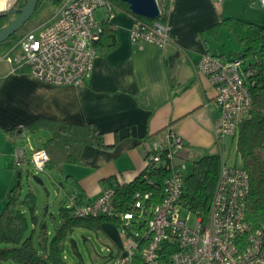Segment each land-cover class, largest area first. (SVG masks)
I'll use <instances>...</instances> for the list:
<instances>
[{"label":"crops","instance_id":"obj_1","mask_svg":"<svg viewBox=\"0 0 264 264\" xmlns=\"http://www.w3.org/2000/svg\"><path fill=\"white\" fill-rule=\"evenodd\" d=\"M15 1L8 0L0 12L15 6ZM221 1L174 0L168 20L170 40L164 47L132 40L134 15L121 10L110 15L107 11L97 14L101 8L97 9L99 19L109 18L115 25L117 43L99 52L84 84H53L26 67L14 70L11 62L1 60L0 125L11 128L39 117L95 122L106 141L115 142L114 146L105 149L87 145L80 160L64 163L61 171L63 176L70 174L78 181L88 201L96 198L109 180L129 183L139 177L147 163L149 141L161 137L168 127L185 140L182 158L217 153L215 127L220 112L216 90L209 78L198 72L197 64L207 52L224 57L236 55L233 51L228 55L226 46L221 44L224 25L219 28V39L204 32L222 17L236 14L225 10ZM54 2L53 15L62 1ZM245 14L242 18L264 20H258L250 10H245ZM2 47L0 43L2 54L10 49L2 52ZM50 134L49 129L42 128L15 137L0 129L1 173L19 170L14 168L18 146L29 142L32 148L44 147ZM229 140L234 142L233 136L226 138L225 147ZM6 184L2 182L0 189H5ZM106 224V232L108 228L113 232ZM119 231L120 239L117 234L109 236L120 247L119 258H125L129 254V238ZM107 264L117 263L115 260Z\"/></svg>","mask_w":264,"mask_h":264},{"label":"built area","instance_id":"obj_2","mask_svg":"<svg viewBox=\"0 0 264 264\" xmlns=\"http://www.w3.org/2000/svg\"><path fill=\"white\" fill-rule=\"evenodd\" d=\"M173 1L170 0L171 7ZM254 1L264 9V0ZM101 7L109 13L112 11L108 0H63L50 20L23 33L7 52L0 53V61L11 62L14 70L26 67L38 78L53 84H84L100 52L97 42L103 33V23L96 11ZM131 37L134 41L144 40L164 47L170 40L168 24L135 16ZM197 69L213 84L220 112L215 141L222 161L209 215L204 220L194 213L196 218L191 222L193 212L181 205L189 164L180 155L185 146L183 136L168 127L161 137L149 141L146 152L145 169L159 168L164 175L161 178L163 195L151 207L143 260L145 264H264V226L254 227L246 217L249 172L242 165L228 164L223 155L226 138L236 134L240 120L250 109L253 68L242 56L224 57L207 52L200 58ZM48 159L44 147L32 148L29 142L15 151L18 169L32 165L44 171ZM143 176L146 178L148 173L144 172ZM114 195L115 188L108 185L87 202L68 194L65 206L77 216L116 215L129 222L134 211L118 210ZM152 197L151 190L134 192L133 205L140 211L139 216H143L146 203ZM128 238L129 254L118 258L117 264H132L139 245L132 237ZM165 238L175 239L178 245L169 262L160 254Z\"/></svg>","mask_w":264,"mask_h":264},{"label":"trees","instance_id":"obj_3","mask_svg":"<svg viewBox=\"0 0 264 264\" xmlns=\"http://www.w3.org/2000/svg\"><path fill=\"white\" fill-rule=\"evenodd\" d=\"M26 1L16 0L15 6H22ZM49 1L54 2V0H38L36 11L44 9ZM108 1L112 5V10H121L137 16L133 14L127 2ZM159 5L162 14L158 19L168 24L171 2L159 0ZM13 16L10 13L0 14V28ZM102 23L103 33L97 45L100 52H105L116 45L117 31L109 18L102 19ZM222 25L227 26L238 41L240 50L236 55L242 56L253 68L250 74L252 103L247 114L240 120L233 139L241 155L242 166L250 175L246 217L254 227L264 226V20L256 21L229 15L222 17L204 32L219 39V28ZM42 128L51 132L44 143L49 155L45 170L62 171L64 163L78 162L87 145L106 149L113 147L115 143H108L104 132L93 121L76 123L68 119L39 117L11 128L0 125L1 130L15 137H23L25 133H33ZM221 161L222 155L219 152L203 154L193 159L185 177L181 205L201 215L204 220L209 215ZM143 171L148 173L146 178L143 176ZM143 171L139 177L129 183L109 180L108 185L115 188L114 202L117 209L134 211V217L129 222L116 215L77 216L63 205L59 210L58 221L53 213L50 214L52 224L50 226L46 218L48 209L39 215L36 212V192L30 187L23 193L18 179L9 189L5 207L0 212V264H107L115 261L119 258L121 250L104 229L103 224L106 222H114L125 236L132 237L138 242L139 246L133 255L132 264H145L142 248L149 237L147 232L148 221L152 216V204L158 202L163 195L161 178L164 172L159 168ZM19 173L20 169L18 177ZM65 183L68 186L65 199L68 194H74L78 201H88L84 190L72 175L65 174L63 187L66 186ZM136 190H151L153 193L152 199L146 203L143 216H139L140 211L133 205ZM78 227L93 230L97 239L108 245L109 250L100 251L93 239L83 233L88 257L86 259L77 237L74 236V231ZM177 248L175 239L162 240L160 249L162 259L169 262Z\"/></svg>","mask_w":264,"mask_h":264},{"label":"rangeland","instance_id":"obj_4","mask_svg":"<svg viewBox=\"0 0 264 264\" xmlns=\"http://www.w3.org/2000/svg\"><path fill=\"white\" fill-rule=\"evenodd\" d=\"M63 1V0H61ZM159 2V0H158ZM224 5V9L228 11L236 12V14H233L234 16L242 17L245 14V10H250L252 12V15H255V17L259 19H264V9L255 1L250 0H223L220 2ZM56 2H47L44 6V9L35 11L33 16L30 20H28L25 25L17 30L15 33H13L10 37L3 40L1 42L2 49L1 51L4 52L5 50L9 49L13 44H15L20 36L36 26L39 23H43L46 19L51 17L53 15V8L55 7ZM9 8V7H8ZM7 8V9H8ZM6 9V10H7ZM101 11H107L110 15L111 13L119 12L120 10H112L110 13L107 8L101 7L99 11H97V14H100ZM222 31V43L227 48L228 55L230 51H233L234 53L238 52L240 50V46L238 44V41L232 31L228 29L227 26L224 25ZM32 141V140H31ZM26 142L22 143L21 145H24ZM227 160L228 164H236V165H242V159L240 153L237 151L235 147V143L231 140L228 141L227 146L224 149L223 154ZM193 157L187 156L185 160L188 162L189 166H191ZM14 168L16 169V165L14 163ZM50 173L52 175L53 180L50 179ZM38 174L44 179V185L46 188H44V185L37 183L32 175ZM10 179V183H8ZM19 179L21 183V190L23 193H25L30 187L36 192L37 194V209L36 212L41 215L43 213L46 206H48V212L46 214V218L48 220V223L50 226H52L50 221V214L53 213L57 217V221L59 220V210L61 206L65 205V192L67 189V184L65 187L62 186V183H64V176L61 171L58 170H45L40 171L33 168L32 165L28 167H23L20 170V176L18 177V171L11 172V174H5V172L0 171V184L2 182H7V186L5 189H0V211L1 208L5 206L6 200L8 197L9 189L17 183V180ZM12 185V186H10ZM2 208V209H3ZM187 211V210H184ZM28 215L30 216V213L28 212ZM31 217V216H30ZM196 218V215L192 214V220L191 222ZM31 220V219H30ZM107 226H110L112 228L113 232H111V229H107L108 234H117L118 238L120 239V231L118 226L114 222H106ZM86 234L90 236L93 241L95 242L96 247L103 252H107L108 245L102 243V241L98 240L96 237V234L93 230L83 227H78L74 231V236L77 237L78 242L81 246V249L83 250V253L85 255V258L88 259L87 253H86V247L84 245V240L82 234ZM122 241V239H121Z\"/></svg>","mask_w":264,"mask_h":264},{"label":"water","instance_id":"obj_5","mask_svg":"<svg viewBox=\"0 0 264 264\" xmlns=\"http://www.w3.org/2000/svg\"><path fill=\"white\" fill-rule=\"evenodd\" d=\"M123 1L128 3L133 14L137 16L149 19H158L162 14L158 0ZM37 3L38 0H27L22 6H14V4H12V6L7 10L0 12V14L10 13L14 15L7 24L0 28V43L22 28L25 23L31 19L36 11ZM32 177L37 183L44 185V179L41 176L33 174ZM44 188H46L45 185ZM45 209H48V206H46Z\"/></svg>","mask_w":264,"mask_h":264},{"label":"bare ground","instance_id":"obj_6","mask_svg":"<svg viewBox=\"0 0 264 264\" xmlns=\"http://www.w3.org/2000/svg\"><path fill=\"white\" fill-rule=\"evenodd\" d=\"M8 0H0V8H4L7 5ZM9 3V2H8Z\"/></svg>","mask_w":264,"mask_h":264}]
</instances>
